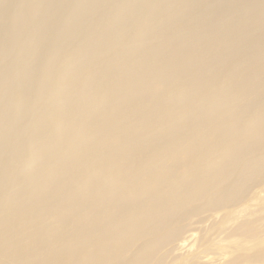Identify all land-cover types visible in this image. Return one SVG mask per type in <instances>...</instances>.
Segmentation results:
<instances>
[{"label": "bare ground", "instance_id": "obj_1", "mask_svg": "<svg viewBox=\"0 0 264 264\" xmlns=\"http://www.w3.org/2000/svg\"><path fill=\"white\" fill-rule=\"evenodd\" d=\"M263 231L264 0H0V264H264Z\"/></svg>", "mask_w": 264, "mask_h": 264}, {"label": "rangeland", "instance_id": "obj_2", "mask_svg": "<svg viewBox=\"0 0 264 264\" xmlns=\"http://www.w3.org/2000/svg\"><path fill=\"white\" fill-rule=\"evenodd\" d=\"M263 233H264V231H263ZM198 236H199V237H198V240H197L198 243L195 241V242H196L195 244H196L197 246L199 245V242H200V239H199V238L201 237V233L198 234ZM236 241H237V240H236ZM236 241H235V242H236ZM233 243H234V242H233ZM196 245H195V246H196ZM197 246H196V247H197ZM178 263H180V262L178 261ZM178 263H177V264H178Z\"/></svg>", "mask_w": 264, "mask_h": 264}]
</instances>
